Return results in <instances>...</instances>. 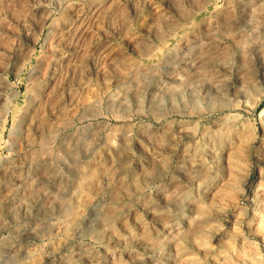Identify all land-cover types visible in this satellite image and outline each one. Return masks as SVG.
<instances>
[{
  "label": "rangeland",
  "instance_id": "1",
  "mask_svg": "<svg viewBox=\"0 0 264 264\" xmlns=\"http://www.w3.org/2000/svg\"><path fill=\"white\" fill-rule=\"evenodd\" d=\"M0 264H264V0H0Z\"/></svg>",
  "mask_w": 264,
  "mask_h": 264
}]
</instances>
